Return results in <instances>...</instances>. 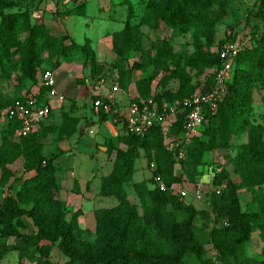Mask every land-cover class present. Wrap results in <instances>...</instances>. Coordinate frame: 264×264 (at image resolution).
I'll return each mask as SVG.
<instances>
[{
    "label": "trees",
    "instance_id": "1",
    "mask_svg": "<svg viewBox=\"0 0 264 264\" xmlns=\"http://www.w3.org/2000/svg\"><path fill=\"white\" fill-rule=\"evenodd\" d=\"M233 3L234 0H147L137 16L134 5L122 0L118 5L126 6L127 18L123 29L111 36L112 51L120 59L140 54V61L111 74L105 73V66L92 52L90 39L78 43L67 34L55 35L39 9L12 15L1 11L0 81L14 77L20 90L28 83L32 86L23 96L17 93L14 100L6 99L0 91V117L15 100L30 95L34 88L39 87L36 96L40 105H48V89L41 86V75L47 70L57 72L64 62L80 56L89 71L87 76L73 80L56 77L58 93L68 99L77 97L88 82L95 85L102 78L115 75L124 92L135 85L136 101L155 97L159 103L172 102L197 91L208 92L222 65L218 49L227 42L236 43L231 35L217 43V27L230 16ZM86 11L87 4L80 3L67 15H84ZM258 12L264 23V0H259ZM143 27L191 33L194 51L184 56L172 47L166 54L145 49ZM244 38L228 93L216 111H206L201 135L188 145L184 160L177 161L166 149L159 127L139 137L123 125L108 142L107 154L114 156V162L111 172L101 178L99 193L114 198L117 205L94 211L95 241L83 239L86 230L79 221L82 211L73 212L68 220L69 207L58 197V156H45L41 142L51 129L41 128L42 134L37 131L16 138L21 123L9 119L0 145V188L8 190L0 202V258L12 250L18 252L21 263L26 259L32 264H55L50 256L57 246L67 258L65 264H264V260L248 254L254 234L264 243V123L252 119L254 91L258 84L264 85V25L261 31ZM188 68L195 72L194 76ZM134 73L142 77L134 81ZM161 75L164 76L157 83ZM173 80L179 82L175 92L166 89ZM69 85L74 87L72 92L66 90ZM223 117L227 124L219 127L218 142L208 136L206 125ZM100 119L105 121L107 116L102 114ZM74 121L77 120L68 114L63 115L62 124L56 127L59 140L75 132ZM181 123L174 134H181ZM244 136L247 142L231 158L237 180L227 181L225 171L216 174L212 186L226 184V188L220 193H208L205 208L198 210L195 204L188 203V198L181 199L175 193L172 188L185 181L198 182L208 153L227 148L231 137L241 140ZM142 155L148 164L156 163L157 173L168 190L151 187V179L135 183L138 206L131 202L126 186L133 182L136 163ZM21 159L24 176H28L18 180L11 166ZM179 167L182 175L177 176ZM20 181L22 184L15 191L14 186ZM245 191L251 194V201L243 209L240 194ZM74 192L80 193L78 180L74 181ZM24 219L32 221L36 229L33 233L22 232L27 228ZM197 219L202 221L200 233ZM8 240L14 241L10 249L3 244Z\"/></svg>",
    "mask_w": 264,
    "mask_h": 264
},
{
    "label": "rangeland",
    "instance_id": "2",
    "mask_svg": "<svg viewBox=\"0 0 264 264\" xmlns=\"http://www.w3.org/2000/svg\"><path fill=\"white\" fill-rule=\"evenodd\" d=\"M80 0H0V12L3 11L7 15L23 13L26 11H33L39 9L43 16V21L48 28L55 35H68L76 40L78 43H84L86 39H90L92 42V52L96 54L98 61L105 66V73H115L120 68L131 67L134 62L140 61V54L131 55L124 59L117 58L112 51L111 36L123 29L126 18V6L118 5L122 0H88L87 11L84 15H72L68 16L67 13L74 9L80 2ZM135 7L137 16H140L143 10V5L147 0H129ZM259 0H234L233 11L230 16L221 21L217 27V43L228 35H231L236 43L241 46L244 44V40L252 33H257L263 29V20L258 15ZM137 19V18H136ZM144 48L152 49L154 53L166 54L169 47H172L176 53L184 56L190 55L193 51V42L191 33L179 34L175 33L169 28L162 27L159 30H151L149 28H142ZM214 51L217 48L213 49ZM49 68V66H48ZM61 72L57 73V78L64 76L70 80L76 78H82L89 73L88 69L84 67V58L80 56L78 59L67 60L64 62ZM188 72L192 76L195 72L188 68ZM164 75H161L157 79V83L162 80ZM142 75L140 73H134V81L140 79ZM202 78V77H201ZM200 78V79H201ZM194 81L199 82V79L194 78ZM31 84L22 86L21 90L17 87L15 78L2 79L0 81L1 94L6 99H16L17 93L23 96L31 88ZM179 88L178 80L171 81L166 87L167 90L177 91ZM68 92H72L74 87L69 85L66 88ZM85 93H89L87 88H84L78 95V98H84ZM129 93H136L135 85H132ZM127 104V100L125 101ZM64 107V106H63ZM85 107V105H84ZM65 114V112H63ZM63 114V115H64ZM60 119V120H59ZM58 119L59 123L62 117ZM88 119V118H85ZM252 119L255 123H264V85L258 84L253 96V112ZM8 116L4 113L0 117V145L2 143V136L6 130L8 123ZM86 132L79 134L70 140L72 154L65 156L66 152L60 150L58 144L62 139H58V133L56 127H48L51 130L44 138L52 139L46 142L44 148L45 155H56L57 165L60 166L59 174L64 172L68 174V180L72 184L74 180H78L81 187L87 190L89 194L88 200H82L80 208H82V223L81 227L86 230L83 239L95 241V218L94 211L99 208H110L117 205V201L114 198L102 197L99 193L101 186V178L108 175L113 167L114 156L107 154L108 148L106 145L108 142L116 136L112 132L105 131L106 128L101 124H95L94 122H86ZM95 124V125H94ZM227 124L226 117L218 119V121H209L207 123L208 136L213 137L216 141L220 142L221 139L217 136V131L220 126ZM93 125V126H92ZM93 130L94 134L90 131ZM42 134V130L39 131ZM52 140V143H49ZM247 142V137H242L241 140H237L231 137L230 144L227 148L217 149L208 153L205 157L206 164L201 169V176L198 178L197 183H202L204 195L211 192L212 181L216 174L225 171L227 174V181H235L238 176L235 174L231 158L237 154L240 145ZM50 146V147H49ZM57 146V148H55ZM106 148L107 150H105ZM59 163V164H58ZM15 178H23L24 171L22 165L17 164L15 170ZM149 169L147 166V158L145 155L136 163V173L133 178V182L126 186L129 198L133 204L140 206V202L137 194L134 191L133 185L142 181H148L150 179ZM58 174V173H57ZM175 174L177 176L182 175L181 168H176ZM25 177V176H24ZM196 183V184H197ZM19 184L14 186V189L19 187ZM183 188H187L191 194L195 184L185 181L181 184ZM1 191V190H0ZM6 194L8 190L5 191ZM2 195V193H0ZM190 197V196H189ZM205 199V198H204ZM241 203L243 209H246L250 203L251 194L247 191L240 194ZM195 204L198 210L205 208L206 200L196 201L192 197L188 198V203ZM79 208V206L77 207ZM70 214L68 220L71 218V214L74 212L72 208L69 209ZM142 213V210H140ZM27 228L23 232L26 234L33 233L36 229L31 220L25 219ZM202 221L196 220L197 232L201 228ZM207 235L205 233L204 240L206 241ZM5 248L10 249L14 244L13 240H8L3 243ZM209 249V248H208ZM248 254L250 257H255L260 260H264V243L258 238L257 234H254L250 243ZM207 258H211V252L207 255ZM50 259L55 264H65L67 258L58 250L57 246L54 247ZM0 264H32L28 260H19L18 252L8 251L0 258Z\"/></svg>",
    "mask_w": 264,
    "mask_h": 264
},
{
    "label": "built area",
    "instance_id": "3",
    "mask_svg": "<svg viewBox=\"0 0 264 264\" xmlns=\"http://www.w3.org/2000/svg\"><path fill=\"white\" fill-rule=\"evenodd\" d=\"M243 46L239 43L227 42L218 49L222 65L215 73L214 85L208 92L197 91L190 97L176 99L172 102L159 103L155 97L147 100L136 101L133 98L128 106L118 104L117 95L121 88L117 81V76L102 78L97 84L91 87L90 92L93 97V110L97 116L106 115L109 120L119 128L126 125L129 133L139 137H144L151 129L159 127L164 137V145L171 152L177 161L184 160L187 156V147L192 141L201 135L203 125L206 121V111H216L220 102L228 93V83L233 77L236 59ZM41 86L48 89V102L56 99L63 102L65 97L58 93L56 89V72L45 71L40 78ZM39 88V87H38ZM38 88H34L30 95L13 102L4 114L9 119H16L21 123V128L16 134V138H24L39 131L41 125L50 118L52 106L40 105L36 96ZM181 123V134L173 133L177 125ZM93 133V131L91 132ZM152 172V186L165 192L168 190L161 175L157 173L155 162L148 164ZM202 183H197L193 187V192L182 186L172 189L181 199L192 197L196 201L206 199ZM226 188V184L219 187L211 185V191L220 193ZM205 198V199H204Z\"/></svg>",
    "mask_w": 264,
    "mask_h": 264
},
{
    "label": "crops",
    "instance_id": "4",
    "mask_svg": "<svg viewBox=\"0 0 264 264\" xmlns=\"http://www.w3.org/2000/svg\"><path fill=\"white\" fill-rule=\"evenodd\" d=\"M79 2L80 3H86L87 6H88V0H80ZM58 72H61V71L60 70L57 71L56 72V76H57ZM87 85H88L87 89H88L89 93H86L84 98L80 99V98H78V96L77 97H73L71 99L65 98V100L63 102L57 101L56 99H50L49 102H50V104L52 106V115L50 116L49 119H47L41 125V127L39 129V131L42 130V129H45V128L47 130H50V128H48V127H51V126L52 127H57V126L61 125L62 122H63V114H64L63 112L68 114L69 117H71L72 119L77 120V121L73 122L75 124V126H76L75 127V132L70 137H67L64 140L60 141L59 144H58L60 150H62L63 152H66L65 156H68V155L73 153V151L70 152L71 150H74L72 148L70 149V147H71L70 140L72 138L76 137L78 134L80 136L81 134L86 132V127H87L86 126L87 125L86 122H88V121L91 122V123L94 122L95 124L103 125L106 128L105 131L112 132V134L115 135V136L118 134V131L120 130V128L116 127L109 120L108 117H107V119L105 121H101L100 116H97L95 114V112L93 110V103H92L93 102L92 100H93L94 96L90 92L91 87H92V83L88 82ZM136 94L137 93H135V94L134 93H129V92L126 93L123 90H121V92L118 93V95H117L118 104L123 105V106H128L130 101L137 96ZM126 100H127V104L125 103ZM84 105H85V107H84ZM60 117H62V120L59 123L58 119ZM85 118H88V119H85ZM92 131L93 130H91L90 133ZM91 134H94V131ZM50 139H52V138L50 137ZM50 139L49 138H44L41 141L43 143V145H44V148L46 146H48V145H46V142L48 140H50ZM49 143H52V140ZM55 148H57V146ZM104 149H106V148H104ZM56 155H58V154L56 153ZM45 156H47V155H45ZM48 156H51V155H48ZM58 160H59V158L56 159L55 164H56V166L58 168V171H59L60 166L57 165V161ZM17 164L22 165V168H23V160L22 159L20 161H18L14 166H11V168L13 170H15ZM147 166H148V163H147ZM57 173L58 174L56 175V177H57L58 185L60 187V190H59V193H58V197L61 200L65 201L67 203L69 209L72 208L74 210V212L78 211V210H82V208H80L82 200L86 201V200L89 199V197H88L89 194L87 193L88 189L84 190L83 187L80 186V193L79 194L75 193L74 192V182L72 184L69 182L68 174H65L64 172H61L60 174H59V172H57ZM148 173L150 175V179L152 180V172L149 170ZM26 176H28V175H25V177ZM0 177H1V170H0ZM23 177H24V175H23ZM17 184H19L18 185L19 187L17 189L15 187V189H14L15 191H17L20 188L22 182L20 181ZM17 184H15V186ZM151 187H153V186L151 185ZM0 190H1L0 193H2V195H0V202H1V199L6 197L7 194L5 192H3L6 189L0 188ZM250 201H251V199H250ZM78 206H79V208H77ZM115 206H116V204H115ZM112 207H114V206H112ZM93 215H94V213H93ZM82 218H83V215L79 219L80 223H82ZM23 231L24 230H22V232Z\"/></svg>",
    "mask_w": 264,
    "mask_h": 264
},
{
    "label": "water",
    "instance_id": "5",
    "mask_svg": "<svg viewBox=\"0 0 264 264\" xmlns=\"http://www.w3.org/2000/svg\"><path fill=\"white\" fill-rule=\"evenodd\" d=\"M106 150V149H105Z\"/></svg>",
    "mask_w": 264,
    "mask_h": 264
}]
</instances>
